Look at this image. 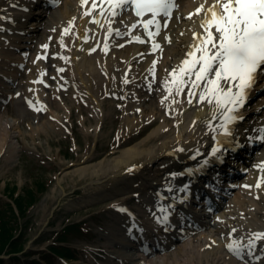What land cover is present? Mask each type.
I'll list each match as a JSON object with an SVG mask.
<instances>
[{
    "label": "bare ground",
    "instance_id": "1",
    "mask_svg": "<svg viewBox=\"0 0 264 264\" xmlns=\"http://www.w3.org/2000/svg\"><path fill=\"white\" fill-rule=\"evenodd\" d=\"M63 6H60L54 10H52V13H57L55 14V19L51 23V28L48 29V33L51 34L53 28L56 29L55 35L52 36L53 41L56 43V37L58 38L57 41V46L58 49V55L55 54L53 56V62L51 63L52 66H48L47 61L45 62L44 59H36L31 60L28 65V71H27V87L25 88V94H28L31 98V100H46V89H44L41 85L38 83H33L32 80L35 79L36 76L40 73V76H44L47 71L51 72L52 75L54 76V79L58 82H61L69 86L67 90L71 93V96L69 97V106H66L64 102L61 103V106L63 107L64 110L67 112L69 111V107L71 105H76L78 107V102L74 99H82L85 98L86 100L94 101L97 106H99V98H98V93L101 89V87L105 88V91H115L114 88L111 86V84H115V79L118 77L121 78V84L122 86H125L123 84V77L124 75L122 74V71L124 67L129 63L125 62V60H129L130 55L133 52L144 50L142 46H133V45H126L123 44V47L116 48V43H111V37H108L107 41H105V35L107 32V27L108 24L105 22L107 19H111V26L114 27L116 25H119L121 27H124L125 25L128 26L131 23V14L129 9H127V13L129 14V17L124 18L121 16L118 12V15L114 18L108 17L107 9L108 6L104 5L103 7L106 9L104 17L99 16V8H97L94 12L91 18H99L101 19V23L104 25L103 27L91 23L89 20V16H81L80 15V0H64ZM190 1H185L183 0L182 2L184 4L183 9L186 12L183 14L182 19L185 22H191L193 26L192 28L195 27L196 30L198 31H203L200 27V19L204 18L203 13L199 15H191V18H189V15L187 14L189 10H193L197 5H202V4H195L196 2H191ZM209 0H206L205 2H208ZM9 2H13V6H7L5 9H3L0 13H4V19H0V25L4 24L5 26L8 24H14V22L20 23V24H27L24 26L27 29L23 30L21 35H27L29 32H32L34 29L36 22L32 20V18H28L29 11L28 9H32L33 11L37 12V8L34 7L33 3L31 0H7L6 5H8ZM99 2V0H98ZM17 5H24L27 10H20L19 8L16 7ZM211 3H206L204 5L205 7ZM194 6V7H193ZM92 7L91 0L87 3V6L84 8L90 9ZM193 7V8H192ZM117 11V10H116ZM195 12V9H194ZM193 12V13H194ZM8 17V18H7ZM7 19L11 20L12 22H7ZM177 16L175 14L174 18L172 19L171 26L173 22H176ZM71 23L70 31L67 35L61 32V26L60 25H65L67 28H69V25ZM195 22V23H194ZM190 26V27H191ZM8 27V26H6ZM140 28L136 27V35L141 38L142 41H144L142 44L148 45L147 44V39L148 37L144 36L143 34L140 33ZM183 30L182 36H179L178 31L175 32V37H178L180 40L181 48L183 49L185 46V42L188 41L190 38V32L191 29H181ZM189 31V32H188ZM6 30L2 31V34H6ZM85 36H87V42H85ZM111 36H114L112 34ZM165 36H163L164 38ZM170 40L174 39V33L172 32L169 34ZM61 38V41H60ZM2 39V38H0ZM51 42L49 36L47 33H44L42 36V41H40V44L45 42L46 44ZM63 43V47L61 46L60 43ZM105 42L108 44V50L110 51V54H106L104 51V45ZM0 42V97L2 95V92L4 89L8 88L7 83L11 78H14V75H16L17 70L19 65H21L22 61L24 60V57L19 54V56L15 55L11 51L5 50ZM164 44H162V47L160 48V52L163 53L164 50ZM167 44H171V41H167ZM178 44V43H177ZM110 47V49H109ZM92 48H95L96 51H90ZM171 48L174 51L171 52H166V56L168 55H173V53H179L181 54L182 52H176L179 50V46H177L175 43L171 45ZM107 50V51H108ZM38 52L41 54L42 50L39 48ZM112 52L115 53L114 56H112ZM159 52L156 55H151L147 56L144 55L142 60H140L139 65L141 67H145L149 64V62L152 60V58L157 57ZM41 56V55H40ZM59 57H66L67 59H60ZM118 57L122 58L123 60H118ZM172 61L169 66H172L175 64H179V60L175 57H171ZM160 64L163 63V60H160ZM64 64L68 65L67 70H64L63 72H58L57 69L62 68ZM136 65H133L130 67L129 74H134V71L136 72ZM70 66H73V72L74 75L77 76L78 81L74 79V75L72 73V70L69 69ZM140 67V69H141ZM37 69V72L32 73L34 69ZM64 69V68H63ZM69 69V71H68ZM122 70V71H121ZM121 71V72H120ZM41 72L44 73V75H41ZM104 72L105 77L102 75ZM35 75V77L33 76ZM167 76L165 73H160L159 78L161 82H165L164 78ZM133 77V75H132ZM103 84V85H102ZM135 84L134 82L131 84ZM81 85V88L79 87ZM136 88V87H135ZM54 89V87H53ZM55 91V89H54ZM56 92V91H55ZM57 95L59 92H56ZM86 96V97H85ZM168 96V93H167ZM28 97V98H29ZM49 96H47L48 98ZM169 97V96H168ZM167 103H170V101L166 100ZM186 102L183 100L181 97H177V102L180 105V108H183L181 106V103ZM193 106V104H192ZM171 109H175V107H171ZM125 114H130L131 117L129 120L130 123H133V120L139 117L140 112H127ZM52 115L55 117L53 120H49V115L45 114L44 117V123H47L50 125L52 129L50 130H56L57 127L62 123L63 119L65 118V115L61 113H52ZM211 108H209L208 104H201L198 106H194L193 108H188L186 109L185 113L183 115H180L179 112L172 117V120L177 121L179 119V124L183 126V129L187 130H182L179 131L178 133L175 134L174 139L170 136H165L166 139H161L159 138L157 141V144L151 147H142L139 144L130 145L127 147H124L120 150V155L116 157H112L110 159L109 163H103L102 161H98L95 168L92 170H89V168L84 169V167L80 168L79 173L86 174L87 176L94 175V174H106L107 173V168L108 166L112 169V175H105V178L102 180H96L94 185L95 186H90L89 184H92L93 182L88 183V188H90V193H96L103 191V189H106L111 185V183H116L117 181L124 180L125 182L123 183L122 187L128 188L130 183L133 181L132 179H127L126 177H123V172H125L128 168L129 165L135 164L139 165L138 163L142 164H148L151 162H154L158 166L161 167L163 164L168 165L172 162L171 160H186L187 157L192 154V153H197L200 149H203V144L205 146V142H209L210 139H212V132L209 131V129L205 130L206 128V122H209L211 119ZM1 118V117H0ZM185 119V121H183ZM1 122L0 124V150L3 148L5 151V154L2 156H9L15 149V141H14V135L11 133L10 128L13 127V124L10 127V122ZM9 123V124H8ZM43 122V124L45 126ZM46 124V125H47ZM181 132H185V135H183ZM156 134L159 133L158 130L155 131ZM199 140V144H197V141ZM194 141V142H193ZM255 140H252L248 138L246 140V145H252L251 143H254ZM255 144V143H254ZM221 143L217 140L214 139L211 144L210 148L211 150L214 147L219 148V152H221ZM235 144H232L230 147H235ZM250 146H248L247 149H250ZM184 148V151H179V149ZM259 151V150H257ZM171 157L173 159H171ZM103 160V158H101ZM258 159H259V164H257L255 171H253V175L251 173L248 175V183L244 185V188L246 189V192H244V197L247 198L249 195L250 190H255V183L257 182V179L259 178L258 176H263V172L259 170V166L262 164L264 161V153H259L258 154ZM209 161V160H208ZM208 161H205L202 165L201 168L203 169L208 168ZM232 164V163H231ZM157 168L156 172L162 174L165 173L166 170L168 169H161ZM177 168V166H174ZM169 168V167H168ZM175 170H181V169H171L170 171H175ZM232 172V170L227 169ZM161 174V175H162ZM221 176L220 174H213V177H219ZM150 177V176H149ZM199 177L200 171L195 170L194 173H191L190 178L186 179V182L188 183L187 186L191 189L193 186H196L195 188L199 187V184H202L200 182ZM257 178V179H256ZM224 182H226V178H221ZM221 180V181H222ZM199 183V184H197ZM147 186H144V185ZM169 184V182L162 183L161 186L158 188V192H156V189L153 187V182L146 181V177L142 178V183L140 186V190L144 192L142 194L141 191L140 195H142L144 198L149 199L151 201V196H150V191L153 190L155 193L158 194H163L164 193V185ZM152 185V186H150ZM248 186V187H246ZM95 187V188H91ZM152 187V188H150ZM137 189H132L131 191L136 192ZM216 191V190H214ZM135 192H132L133 194ZM197 193V192H195ZM223 193H221L222 195ZM147 195V196H146ZM179 197H183V193H178ZM176 199V198H175ZM219 196L216 197L215 200H218ZM153 200V199H152ZM123 202L120 200L113 202L109 205H122ZM151 204V203H149ZM181 210L173 208L171 210V215L168 217V221L164 223H158V219L154 217H149L146 216L145 214L141 215V218L138 219V217L134 216L135 219L132 220V223L134 224L133 227L131 228V232H124L125 234L119 233V239L123 243H129L128 239H136V240H143L145 244H150L154 243L155 239L160 240V239H166L168 237V234L164 232V228H169L171 227V224H175L179 219H182L181 216ZM190 213L192 215V219H197L199 218V213L197 210H190ZM117 217L121 218V215H118ZM133 217V218H134ZM200 219V218H199ZM122 221L124 223H128L127 218H123ZM170 223V224H169ZM214 230V227L213 229ZM248 236H243L242 237H236L232 240H237L239 242L240 239H245L248 240ZM111 238H118L117 236L112 235ZM207 242V241H205ZM194 239H188L184 241L182 244L176 246L173 251H171L168 255L171 257V260L176 261L179 259H182L180 264H192V260L194 258H198V260L203 259L205 261V264H212L209 260V251L215 250L214 247H212L210 250H204L201 252H196L194 251L195 247ZM196 250V249H195ZM220 252V259L224 258L226 256L225 252L222 250ZM115 254L119 256L120 259H123L121 262H117V264H128L127 262L135 263L134 261L137 262L136 259H139V257L142 256L140 252L138 253H129L126 250H122L121 248L115 250ZM182 256V257H180ZM138 257V258H137ZM127 261V262H126ZM152 261V258L150 259ZM224 263L226 264H238L235 260L231 258H227L226 260H223ZM161 264H171L170 261L168 263L164 262Z\"/></svg>",
    "mask_w": 264,
    "mask_h": 264
},
{
    "label": "rangeland",
    "instance_id": "2",
    "mask_svg": "<svg viewBox=\"0 0 264 264\" xmlns=\"http://www.w3.org/2000/svg\"><path fill=\"white\" fill-rule=\"evenodd\" d=\"M52 17V14L49 13L46 21L42 20L44 24L38 31L34 41L30 43L29 50L34 51L38 48L39 42L42 40L40 37L46 32L45 29L47 30L50 27ZM22 43L25 42L23 41ZM19 79L21 80V77ZM62 98L68 103L65 95L62 94ZM49 100L52 102L51 108L58 110L55 100ZM101 103L103 108L98 111V114H100L98 117L102 120V128L95 135H93L91 130L94 122V118L91 115L97 110L93 106L95 103L91 101L86 102L84 106H78V110L75 107L69 108L68 126L71 131L70 134L61 133L59 130H50L52 129L50 126L41 124L44 117L39 113L35 115L30 109L24 107L25 104L21 97L11 98L1 105L0 115L3 118L0 119V124L3 119L11 122L10 120L13 118L15 123L10 128V131L15 135L14 137L18 144L10 157H0V210L4 209L7 211L5 202H8V199L2 196L1 192L6 193V190L12 187L13 184L17 185L15 195L18 192L24 193L27 189L31 190L35 195L34 202L27 208L24 216L20 218L19 223L23 224L22 229L19 234V230L16 231L19 241H25L23 251L18 253L19 257H21L20 260H15L17 264H31L30 259H41L42 252L45 253L46 251V246L57 240L56 235L61 232L65 225L76 223L80 220L85 221L81 223L80 232L72 231L67 233V240L64 244L72 247L77 246L81 242L78 239L93 242L97 239L99 231H101L99 228L106 230L104 223L107 221V216L105 212L100 211L99 205L79 211L69 219L67 218L68 213L62 208L67 198H73L76 195V192L71 193L70 190L74 186L73 183H80L79 180H72V178L77 173L76 169L82 154L90 150L94 141H97L98 145L96 144L95 148L97 151L93 155L97 156L100 154L109 143L111 144L112 128L118 127L121 122V108L116 102L103 99ZM142 108L147 110L155 109L151 103L144 104ZM79 115L83 117L82 124L77 122ZM82 125H84V128ZM129 136L131 134L126 131L124 139H128ZM142 137L144 139H141ZM140 142H142V147L147 148L154 145L155 140H151V138H147L146 134H143L137 138L134 137L129 143L135 145ZM129 143L126 142L124 145ZM4 153L5 151L2 148L0 154L3 155ZM93 178L97 179V177ZM6 185L7 189H5ZM64 193L66 194L64 195ZM259 204H261V208L259 207L255 211L258 215L254 219L255 222L253 224L263 222L264 195ZM53 207H55V211L51 217L50 211ZM227 214L228 212H223L221 217ZM202 232H196L194 235V243L197 244L194 247L196 252L205 249L209 243L205 242L206 238L201 234ZM183 242H178L176 246ZM176 246H171L167 251L155 253L150 257L152 261L149 260L150 258L146 259L144 264H161L169 261L171 264H180L182 259L173 261L174 259L171 260L168 255ZM214 248L215 250L209 251V261L212 264H225L224 259H220L219 247L216 246ZM23 252L26 254H22ZM10 256H4V264H13L14 260H10ZM75 259L76 263L89 264L77 252L75 253ZM52 264H57V262L52 260ZM192 264H205V261L194 258Z\"/></svg>",
    "mask_w": 264,
    "mask_h": 264
},
{
    "label": "snow or ice",
    "instance_id": "3",
    "mask_svg": "<svg viewBox=\"0 0 264 264\" xmlns=\"http://www.w3.org/2000/svg\"><path fill=\"white\" fill-rule=\"evenodd\" d=\"M88 2L89 0H80L81 7ZM105 2L108 5L107 13L110 18L116 17L118 15L116 10L124 6H130L138 18L150 16L148 19L137 21L149 38L159 34L161 22L157 17H169L172 9L176 7L174 0H99V2L91 0L92 7L83 15L92 16L93 12L99 8V16L104 17L106 9L103 3ZM201 13L204 16L200 23L203 32L193 33V44L187 51L186 58L169 73L171 80L164 82L165 91L170 96L174 90L175 95L179 96L187 89L189 104L192 103L193 97H198V103L211 106V119L214 120L219 115L221 123L217 127L222 129L223 135L228 136L231 134L228 126L238 119H243L239 115V110L245 105L248 92L255 85L257 76L264 77V0H213L208 7L203 4L197 7L189 18L191 15ZM90 22L104 26L99 18L94 17ZM105 22L108 24L105 35V41H107L108 37L113 34V28L111 19ZM71 23L69 28L63 30L65 35L69 33ZM136 26L137 24L134 23L132 28ZM150 27H155L156 31H150ZM164 27L167 25L165 24ZM115 35H121L118 29L115 30ZM133 40L139 43L144 42L138 36H134ZM85 42H87V36H85ZM61 46L63 47L62 42ZM120 46L123 47V45ZM42 47L47 49L48 45L45 44ZM152 48L156 50L159 45L153 42ZM107 50L108 44L105 42V53ZM90 51L94 52L96 49L92 48ZM44 58L46 57H37V59ZM59 58L67 59L66 57ZM155 63L156 61H153V67ZM57 71L63 72L64 69L59 68ZM41 75L44 73L41 72ZM34 82L42 83L39 80ZM124 83L128 81L125 79ZM167 99L168 96H165L161 102ZM206 126L210 132L216 131L210 121L206 122ZM260 132L264 133V129H260ZM179 151L184 150L179 149ZM218 151L219 148L214 147L212 154L215 155ZM259 170L264 172V164L259 166ZM262 183H264V176L258 179L255 186L259 188ZM120 211L126 210L121 208ZM160 211L165 215L157 222H167V210L162 207ZM235 231L236 229H232V232ZM258 241H264V232L249 234L246 245L232 240L226 247L238 259H243L245 255L250 257L253 255ZM245 248L248 249L247 253L244 252ZM261 252H264V248ZM260 258L255 257L256 260Z\"/></svg>",
    "mask_w": 264,
    "mask_h": 264
},
{
    "label": "trees",
    "instance_id": "4",
    "mask_svg": "<svg viewBox=\"0 0 264 264\" xmlns=\"http://www.w3.org/2000/svg\"><path fill=\"white\" fill-rule=\"evenodd\" d=\"M15 200L20 213H23L28 200H26L23 194H20ZM13 223L17 225L16 221ZM14 224H10L8 218H3L0 215V252L6 247L10 250L16 249V239L14 238V230H16V227Z\"/></svg>",
    "mask_w": 264,
    "mask_h": 264
}]
</instances>
